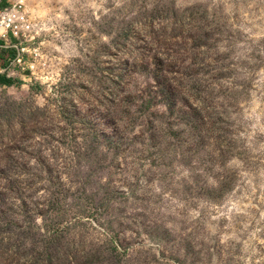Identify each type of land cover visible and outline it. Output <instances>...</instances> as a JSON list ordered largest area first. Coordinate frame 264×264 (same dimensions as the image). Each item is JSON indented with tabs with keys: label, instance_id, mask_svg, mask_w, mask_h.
<instances>
[{
	"label": "rangeland",
	"instance_id": "374dc122",
	"mask_svg": "<svg viewBox=\"0 0 264 264\" xmlns=\"http://www.w3.org/2000/svg\"><path fill=\"white\" fill-rule=\"evenodd\" d=\"M27 10L35 75L0 85V264H264V0Z\"/></svg>",
	"mask_w": 264,
	"mask_h": 264
},
{
	"label": "built area",
	"instance_id": "2783aa9c",
	"mask_svg": "<svg viewBox=\"0 0 264 264\" xmlns=\"http://www.w3.org/2000/svg\"><path fill=\"white\" fill-rule=\"evenodd\" d=\"M33 28L27 0H0V51L6 56V64L0 66V73L12 77L18 67L20 70H29L32 77L35 75L36 63L27 64L25 61L28 51L38 56L36 48H27L35 38Z\"/></svg>",
	"mask_w": 264,
	"mask_h": 264
},
{
	"label": "trees",
	"instance_id": "16d2710c",
	"mask_svg": "<svg viewBox=\"0 0 264 264\" xmlns=\"http://www.w3.org/2000/svg\"><path fill=\"white\" fill-rule=\"evenodd\" d=\"M15 79L8 78L4 74H0V85H12L14 83Z\"/></svg>",
	"mask_w": 264,
	"mask_h": 264
},
{
	"label": "crops",
	"instance_id": "0c3cea01",
	"mask_svg": "<svg viewBox=\"0 0 264 264\" xmlns=\"http://www.w3.org/2000/svg\"><path fill=\"white\" fill-rule=\"evenodd\" d=\"M4 3H6V1H4ZM6 64V63H5ZM0 74H2V73H0ZM7 76V75H6ZM8 78H13V76L12 77H9V76H7ZM14 79V78H13Z\"/></svg>",
	"mask_w": 264,
	"mask_h": 264
}]
</instances>
